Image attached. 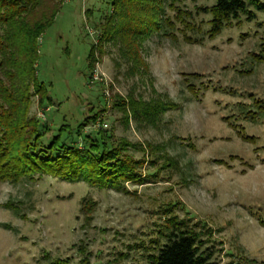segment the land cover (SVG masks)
Segmentation results:
<instances>
[{
	"label": "rangeland",
	"instance_id": "rangeland-1",
	"mask_svg": "<svg viewBox=\"0 0 264 264\" xmlns=\"http://www.w3.org/2000/svg\"><path fill=\"white\" fill-rule=\"evenodd\" d=\"M58 1L37 45L42 91L27 87L17 131L0 127V264H147L172 223L210 264H264V13L213 33L214 0H176L129 43L99 40L109 0ZM131 103L160 120L134 121ZM36 122L42 143L63 130L64 147L119 150L138 177L101 189L18 175Z\"/></svg>",
	"mask_w": 264,
	"mask_h": 264
},
{
	"label": "trees",
	"instance_id": "trees-1",
	"mask_svg": "<svg viewBox=\"0 0 264 264\" xmlns=\"http://www.w3.org/2000/svg\"><path fill=\"white\" fill-rule=\"evenodd\" d=\"M175 1L109 0L111 12L105 18V27L99 40L122 39L131 43L146 37L154 27L156 16L164 15L165 8H170ZM61 6L62 3L58 0H0V77L4 83L7 82L3 86L0 81V101L5 102V107L0 103V127L5 129V133L19 120L21 106L23 111L26 110L27 87L33 86L36 93L42 91L44 84L38 83L36 77L38 40L46 28L52 25ZM255 12L264 13V3L261 0H214V4L208 9L211 31L217 33L224 25L241 18L251 21L255 18ZM129 52L125 53L127 59ZM87 60L89 66L94 63L93 49ZM16 83L23 85L22 92L18 90ZM142 104L134 108L133 103L128 106L133 120L155 125L160 120L158 109L150 103ZM33 128L31 138L37 141V146L31 147L34 143L30 139L28 151L21 149L20 156L16 154L13 157L12 167L9 168L18 171V175L26 173L31 177L46 175L67 182L82 181L101 189H118L122 183L138 177L135 175L138 163L128 158L122 160L119 150L106 149L102 145L83 150L66 145L64 147L61 145L63 130H58L52 137L59 141L57 145L53 140L44 144L42 136L48 132L45 129L47 127L36 122ZM14 131H17L15 126L11 129L12 133ZM8 147H0V155L8 151ZM164 238L165 242L155 255L148 257L147 264H210L211 255L201 250V240L192 230L179 223H172Z\"/></svg>",
	"mask_w": 264,
	"mask_h": 264
},
{
	"label": "built area",
	"instance_id": "built-area-1",
	"mask_svg": "<svg viewBox=\"0 0 264 264\" xmlns=\"http://www.w3.org/2000/svg\"><path fill=\"white\" fill-rule=\"evenodd\" d=\"M44 115H45V113L40 115V118H42L43 120H44Z\"/></svg>",
	"mask_w": 264,
	"mask_h": 264
}]
</instances>
